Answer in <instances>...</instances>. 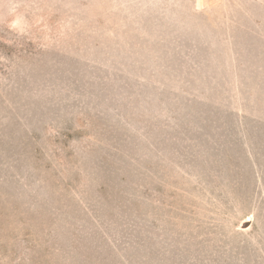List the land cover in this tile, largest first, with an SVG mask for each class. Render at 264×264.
<instances>
[{"label":"rangeland","instance_id":"374dc122","mask_svg":"<svg viewBox=\"0 0 264 264\" xmlns=\"http://www.w3.org/2000/svg\"><path fill=\"white\" fill-rule=\"evenodd\" d=\"M0 264H264V0H0Z\"/></svg>","mask_w":264,"mask_h":264}]
</instances>
